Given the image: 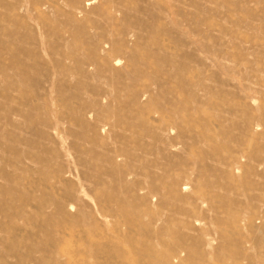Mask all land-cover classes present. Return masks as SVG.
<instances>
[{
    "label": "rangeland",
    "instance_id": "1",
    "mask_svg": "<svg viewBox=\"0 0 264 264\" xmlns=\"http://www.w3.org/2000/svg\"><path fill=\"white\" fill-rule=\"evenodd\" d=\"M168 262L264 264V0H0V264Z\"/></svg>",
    "mask_w": 264,
    "mask_h": 264
},
{
    "label": "bare ground",
    "instance_id": "2",
    "mask_svg": "<svg viewBox=\"0 0 264 264\" xmlns=\"http://www.w3.org/2000/svg\"><path fill=\"white\" fill-rule=\"evenodd\" d=\"M85 4V3H84ZM88 5V4H86ZM85 6V5H84ZM119 51V49H118ZM103 53V52H101ZM118 53V52H117ZM110 55H109V52L105 51L104 52V57H103V64L100 66V67H107V68H112V66H116L118 65L119 66V61H118V58L117 59H112L110 60L109 59ZM180 110V109H179ZM208 126V125H207ZM186 128V127H185ZM172 128L169 127L167 130H171ZM168 133V132H167ZM203 134V133H202ZM160 148V147H159ZM167 148H177L176 145H169V147ZM176 149V150H177ZM157 151V149H155ZM183 150V149H181ZM155 151V152H156ZM161 154L163 153L162 151L163 150H158ZM157 151V152H158ZM158 152V153H159ZM156 153V154H158ZM159 153V154H160ZM188 153V154H187ZM187 153H183L187 156V159L191 160V158L194 156L195 154V150L193 149V147H188V150H187ZM152 156V155H151ZM157 156V155H156ZM182 156V155H180ZM159 157V156H158ZM161 157V156H160ZM159 157V158H160ZM121 159V158H120ZM119 159V160H120ZM118 160V158H117ZM123 160V159H122ZM196 160V159H195ZM186 161V160H185ZM119 163V162H118ZM157 163V162H156ZM187 163V161H186ZM155 166V165H154ZM157 167L158 168H161V164L160 163H157ZM172 167H175L172 165ZM187 180V179H186ZM186 180L183 182V183H179L178 181V177L176 176H173L171 178H169V180L167 182H165V184L163 185V190L165 192V196L164 197H170L171 199H174V198H178V199H182V200H186V198L184 196H182L183 193H189V188H188V183L186 182ZM156 190H161L160 188L156 189ZM189 197V196H188ZM205 193L204 194H200L198 196V199L201 200V202L205 201ZM209 199V197H208ZM191 213H196V210L195 209H192V212ZM106 218V217H105ZM163 221V215L162 216H157L153 219L152 221V225L155 227V226H158L159 224H161ZM194 225H197L199 223V220H194ZM198 226V225H197ZM154 236L156 237V235L154 234ZM171 262V261H170ZM174 262V261H173ZM169 264V262H168Z\"/></svg>",
    "mask_w": 264,
    "mask_h": 264
}]
</instances>
